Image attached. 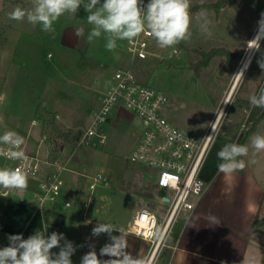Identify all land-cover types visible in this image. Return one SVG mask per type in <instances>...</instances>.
I'll return each instance as SVG.
<instances>
[{"label":"rangeland","instance_id":"rangeland-1","mask_svg":"<svg viewBox=\"0 0 264 264\" xmlns=\"http://www.w3.org/2000/svg\"><path fill=\"white\" fill-rule=\"evenodd\" d=\"M218 1L190 0L192 15L190 39L167 49L158 47L154 39V49L158 57H150L149 61L144 64L136 61L130 65L124 41L118 40L117 47L109 51L105 48L106 39L103 34L99 38H94L92 42L87 40L82 50L75 51L62 44L64 28L74 23H85L88 34L90 33L92 25L88 24V13L82 6L76 13L62 15L54 22V30L45 32L40 25H33L26 18L22 21L9 18V13L16 7L31 10L34 0H0V54H19L18 61L29 59L28 62H33L41 74L60 57V54H119L120 57L126 58V63L116 66L110 74L113 75L115 70L127 67L138 78H144L145 84L164 92L169 103L165 115L186 133L200 138L212 125L210 123L213 113L215 112L214 116L217 114L231 86L247 43L257 30L261 13H264V0H241V3L243 2L249 10L251 9L250 13L235 11L228 6L218 12L211 9L206 10L209 32L204 33L200 30L197 20L201 10L193 11L192 9L200 5L215 4ZM143 3L146 6L148 0H143ZM173 50H177L178 53L169 57ZM211 50L227 52L235 57L239 56L237 60L233 58L228 61L227 55L215 54L209 57L205 63L204 55ZM259 52H255V54ZM48 54L52 56L51 59L47 58ZM257 61H252L243 74L229 100L228 104L230 105L219 120L207 156L209 162L215 156L217 157V151L223 147L220 140L227 128L229 129L233 125L238 126L234 137H244L248 134L251 127L250 121H248L250 97L258 95L260 89L264 88V70L259 67ZM0 71L2 72L1 67ZM5 75L4 73L0 74V84L1 79L6 78ZM35 78L42 80L43 87L45 86L43 75H37ZM252 82L256 85L255 90L245 94L246 88ZM39 83L41 85V82ZM39 88L35 92L27 93L26 98L30 100L31 104L35 103L36 98L40 95ZM51 93L53 94L54 91ZM91 96L89 91L79 88L76 92L58 93L54 100L59 107L62 124L72 129L77 138L81 137L89 128L93 114L99 110V106L94 104L95 101L91 103ZM240 98L247 99L246 106L236 111ZM23 109L26 114L34 115L36 120L41 118V115L43 119H48L45 113L46 109L39 107L38 112H34L35 107L28 106ZM36 125L39 127V122H36ZM58 125L61 126L59 123ZM13 126L14 121L11 120L7 130L14 131ZM103 127L107 135L103 146L91 147L82 144L76 147L68 145L66 148V153L71 156L81 173L85 171L87 176L102 174L107 178L108 187H99L94 193L97 200H102L107 204L100 213L104 215L109 212L113 217H119L121 221H126L142 207L153 212L157 221H160L163 209L160 207L163 206L159 205L158 198L161 193L157 192L152 185L154 184L152 172L150 175L144 168L138 170L143 177L141 195L137 183L139 177L134 173L136 166L127 160L130 149L141 131L140 121L127 111L120 110L112 118V123L106 122ZM15 132L22 137L25 134V130L20 127ZM257 134L264 135V119L246 137L243 144L249 146V152L247 156L241 157L246 165L242 171L225 175L218 172L216 167L210 180L204 181L203 184L205 186L203 204L206 209L205 214L201 215V219L208 222L209 215L215 216L219 220L217 226H224L223 228H226L230 233L235 232V229L242 231L245 228L243 224L251 222L256 218L255 216H257L258 222L264 220V151L257 152L250 144V138ZM50 138L47 136V140ZM84 182L85 179H83ZM86 187L87 183L83 186L84 191H86ZM184 218L178 220L169 237L173 238L177 232L180 233V229L185 224ZM258 229L264 233V225ZM169 237L164 246L157 251L154 257L155 263L156 259L167 262L165 255ZM257 254L264 264V241ZM154 261L153 264H155Z\"/></svg>","mask_w":264,"mask_h":264},{"label":"crops","instance_id":"crops-1","mask_svg":"<svg viewBox=\"0 0 264 264\" xmlns=\"http://www.w3.org/2000/svg\"><path fill=\"white\" fill-rule=\"evenodd\" d=\"M79 28H83L84 30V36L82 37L75 35L76 30ZM87 36L88 29L86 24L83 22L74 23L64 28L61 38L62 44L69 46L75 51L78 49L82 50L87 43ZM18 55L0 54V67L2 68V72H0L6 74V78L3 77L0 84V135H3L5 131H9L7 130L9 129V122L11 120L14 121V128H12L14 131L19 129V127L25 130L23 138L27 154L30 156L37 155L40 159L47 160L56 157L70 159L68 165L69 172H66L62 176L63 186L61 188V196L55 204L46 202L42 207L38 204L40 195L39 183L50 173V169L46 166L42 168L41 173L37 177L28 178V186L24 190H5L0 188V246L4 244L3 236L6 234L22 235L24 239H27L38 230H47V235H50L52 232L64 234L65 238L76 247V251L71 257L72 264H80L83 255L91 250L90 246H94L101 260H106L109 259L108 256H100L99 254L100 249L106 243L111 242L109 235L101 234L95 237L90 234L91 227L102 222L114 225L124 234L127 242L126 251L128 253L134 257L139 256L147 260L150 254L149 242L136 238L127 232L132 216L126 221H121L119 217H113L109 212L102 215L100 213L101 209L107 204L101 200L99 208L92 206L86 214L85 219L82 218L80 206L85 198L83 186L87 183L88 179L81 176V174H85V171L81 173L77 169L74 160L66 153L67 146L71 144L58 143L57 146L59 148L54 147L51 149L48 145L49 141L41 143V137L45 135L43 121L40 119L36 120L34 115L30 116V114H26L23 109L28 106L35 107L34 112H38L39 107L46 109V112H50L55 116V121L57 118V122L61 125V128L63 127V130L73 131L63 125L60 120L59 107L56 105L57 102L54 101L57 94L63 92L66 94L70 91L76 92V90L82 88L92 94L91 103L95 101L94 104L100 106V92L105 89L107 82L112 77V74H110L111 70H114L121 63H126V58L120 57L119 54H60V57L41 74L35 68L33 62H28L29 59L27 61L24 59L18 61ZM238 56L235 57V60L238 59ZM47 58L51 59L52 56L48 54ZM147 61L149 60L139 61V63L144 64ZM37 75H43V78H45L44 82L46 83L44 87L43 81L35 78ZM136 78L141 83L145 82L144 78H138L137 76ZM39 82H41V85ZM37 88H39L38 91L41 93L36 98V102L31 104L26 95L29 92H35ZM255 88L256 85L252 82L246 88L245 94H248L247 92L251 90H255ZM52 91H54L53 94L51 93ZM239 101L246 102L247 99L240 98ZM229 105L227 104L225 110H227ZM168 106L165 109V114L168 111ZM240 108L242 109L244 106L238 105L236 111ZM120 110L126 111L121 108L113 111L107 120L108 124L112 123V118ZM214 113L212 116L213 122L217 116V114L214 116ZM166 118L175 125L167 116ZM33 121H35V124H32ZM212 121L210 124H212ZM36 122H39V127H37ZM175 126L178 127L177 125ZM139 136L140 133L130 151L136 145ZM233 137L234 135L223 136L220 144L224 146L225 144L233 143ZM215 157L210 162L208 158L205 161L201 172L203 182L210 180L217 164L221 162L218 157ZM2 159L3 157H0V168H13L10 161ZM135 166L136 170H134V173L135 176L139 177V182L137 183L140 187L139 193L142 195L141 185L143 177L138 170L144 168L148 170L150 175L152 171L143 166ZM83 179H85L84 183ZM152 185L156 190L154 184ZM3 192L5 193L3 194ZM204 195L197 200L193 212L184 218L185 224L180 229V233L177 232L173 238L169 237V242L172 241L173 243L166 245V249H170L171 251L167 264H263L257 251L261 248L264 241V233L252 230L253 222L257 220V216L251 222L243 224L245 228L242 231L235 229V232L230 233L226 228H223L224 226L218 227L217 224H209L201 219V215L205 214L206 209L203 204ZM64 201L72 202V208H65L63 205ZM112 235L120 236L121 233L114 230ZM61 244H63V241H61ZM52 251L58 253L59 248ZM153 261L154 258L151 264H153ZM161 263L165 264L166 262L156 259L155 264Z\"/></svg>","mask_w":264,"mask_h":264},{"label":"built area","instance_id":"built-area-1","mask_svg":"<svg viewBox=\"0 0 264 264\" xmlns=\"http://www.w3.org/2000/svg\"><path fill=\"white\" fill-rule=\"evenodd\" d=\"M122 41L130 63L158 57L154 49V38L147 31L131 41ZM177 53V50H173L169 57ZM99 101V110L93 114L89 128L77 138L76 146L82 144L91 147L103 146L106 141L103 124L113 111L120 108L133 114L140 121V136L127 160L133 165L143 166L152 171L154 186L157 192L161 193L158 198L159 205H162L160 208L163 209L160 221H157L153 212L139 209L133 215L127 232L149 242L148 258L149 262H152L178 220L193 212L197 200L205 192L201 172L218 124L212 122L207 132L200 138L176 127L165 116V109L168 106L165 93L141 83L130 68L115 70L105 89L100 92ZM32 124H35V121ZM45 142H48L47 136L42 135L41 143ZM48 145L51 149L54 148L53 144ZM22 148L25 152L24 145ZM25 154L27 159L22 161L11 160L5 154H0V157L10 161L13 168L21 167L28 178L37 177L44 166L48 167L50 173L39 183L38 204L41 207L46 202L55 204L61 196L62 176L69 172L70 159L56 157L47 160L40 159L37 155L30 156L26 152ZM81 176L88 179L85 198L80 206L82 218L85 219L92 206L99 208L100 201L95 198L94 193L99 187L107 188L108 180L102 174ZM63 205L67 209L73 206L70 201H64ZM94 226L96 225L91 227V235ZM9 236L10 234L3 236L4 244L0 248L9 245Z\"/></svg>","mask_w":264,"mask_h":264},{"label":"clouds","instance_id":"clouds-1","mask_svg":"<svg viewBox=\"0 0 264 264\" xmlns=\"http://www.w3.org/2000/svg\"><path fill=\"white\" fill-rule=\"evenodd\" d=\"M84 8L88 24L92 29L87 40L92 42L103 34L106 39L105 48L109 51L117 47L118 40H133L145 31L155 39L161 49L172 48L191 37V2L190 0H148L146 6L143 0H34L31 10L16 7L9 18L22 21L25 18L33 25H40L45 32L53 31V24L65 13H76ZM197 20L200 30L208 33L209 20L207 11L201 9ZM210 34V33H209ZM77 37L84 36L83 28L76 30ZM264 40V13L258 21L254 37L248 41L247 49L252 52L260 51V42ZM264 69V54L257 61ZM240 75V74H239ZM251 107H264V88L258 95L250 97ZM25 140L15 131H5L0 135V154L16 161L27 159L22 148ZM251 147L257 151H264V135H254L250 138ZM248 145L239 143L225 144L218 151L217 157L221 161L217 165L218 172L230 175L245 168V161L241 157L247 156ZM28 186V175L21 167L0 168V188L5 190H24ZM208 222L218 224L215 216L209 215ZM119 231L120 236H113V231ZM47 230L36 231L24 239L22 235H10L9 245L0 248V264H72L71 257L76 251L71 241L64 234ZM108 234L111 242L100 249V256L109 259L101 260L94 246L83 255L80 264H148L145 258L134 257L126 251L127 242L124 234L110 223H98L92 229V236L98 237ZM63 241V244H61ZM59 248L58 253L53 249Z\"/></svg>","mask_w":264,"mask_h":264},{"label":"trees","instance_id":"trees-1","mask_svg":"<svg viewBox=\"0 0 264 264\" xmlns=\"http://www.w3.org/2000/svg\"><path fill=\"white\" fill-rule=\"evenodd\" d=\"M231 7L233 8L235 11H239V12H243V13H250L251 9L249 10L248 6H246L245 4H243V2L241 3V0H219L218 2H216L215 4H208V5H200V6H196L194 7L192 10H201V9H205V10H214L216 12H218L219 10L223 9L224 7ZM215 54H225L227 55L228 61H230L231 59L235 58V55H231L228 54L227 52H220V51H209L207 54H205V63L208 61L209 57H211L212 55ZM262 54H264V40H262L261 44H260V52L256 53L253 61L254 60H260L262 57ZM229 63L227 62V65ZM264 70V69H262ZM239 105H243L246 106V102H240ZM248 109L250 110L249 116H248V121H250L251 127L248 130V134L244 137L238 136V137H233V143H239V144H244L246 137L252 133L255 129V127L257 126V124L264 119V107H251V105H248ZM41 118H39L40 120L43 121V127H44V133L45 135H47L48 137H51L48 141L53 144L54 146H56L57 148H59L57 146V142H61L62 143H70L73 146L77 145V139L73 134V131L71 130H63L55 121V116L50 113V112H46V117L48 118L47 120L43 119L42 115L40 116ZM238 130V126L233 125L231 128H227L225 130V132L222 134V136H230V135H234L236 133V131ZM60 144V143H59ZM261 225H264V220H262L261 222H258V220H254L253 225H252V230L253 231H259V227ZM169 243H173L172 241ZM167 254L165 255L167 258V262L166 264L169 262V258H170V254L171 251L170 249H167ZM165 251V252H166ZM164 252V253H165ZM163 253V255H164Z\"/></svg>","mask_w":264,"mask_h":264},{"label":"bare ground","instance_id":"bare-ground-1","mask_svg":"<svg viewBox=\"0 0 264 264\" xmlns=\"http://www.w3.org/2000/svg\"><path fill=\"white\" fill-rule=\"evenodd\" d=\"M256 31H257V30H256ZM255 34H256V32L254 33V35H255ZM254 35H253V37H254ZM253 37H252V38H253ZM252 38H251V39H252ZM251 39H250V40H251ZM247 47H248V43H247V46H246L245 52H244L242 58L240 59V61H239V63H238V66H237V69H236V72H235V75H234L233 81H232V83H231V86H230V88H229V90H228V92H227V94H226V96H225V98H224V100H223V102H222V104H221V107L219 108V111H218V113H217V116H216V118H215L213 124H218V123H219V120H220V118H221V116H222V114H223V112H224V110H225V108H226V106H227V104H228V102H229V100H230V98H231V96H232V94H233V92H234V90H235V88H236L238 82L240 81L242 75H243L244 72L249 68V66H250V64H251V62H252V57H253V55H254L255 53L250 52V51L247 49ZM239 74H240V75H239ZM151 255H152V254H151ZM151 255H150V258H151ZM147 261H148V264H151V262H149V261H150L149 258H148Z\"/></svg>","mask_w":264,"mask_h":264},{"label":"water","instance_id":"water-1","mask_svg":"<svg viewBox=\"0 0 264 264\" xmlns=\"http://www.w3.org/2000/svg\"><path fill=\"white\" fill-rule=\"evenodd\" d=\"M253 57H254V55H253ZM253 57H252V59H253Z\"/></svg>","mask_w":264,"mask_h":264}]
</instances>
